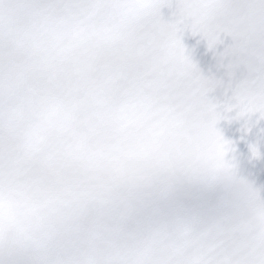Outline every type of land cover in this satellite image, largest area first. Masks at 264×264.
Instances as JSON below:
<instances>
[{
    "label": "snow or ice",
    "instance_id": "snow-or-ice-1",
    "mask_svg": "<svg viewBox=\"0 0 264 264\" xmlns=\"http://www.w3.org/2000/svg\"><path fill=\"white\" fill-rule=\"evenodd\" d=\"M168 2L0 0V264H264V198L216 126L264 118V0ZM181 26L231 38L227 85Z\"/></svg>",
    "mask_w": 264,
    "mask_h": 264
}]
</instances>
